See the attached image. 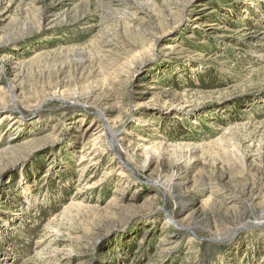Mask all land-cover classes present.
Instances as JSON below:
<instances>
[{
	"label": "rangeland",
	"instance_id": "374dc122",
	"mask_svg": "<svg viewBox=\"0 0 264 264\" xmlns=\"http://www.w3.org/2000/svg\"><path fill=\"white\" fill-rule=\"evenodd\" d=\"M21 32L0 44V264H264V0H0ZM92 83L104 119L68 95ZM109 119L159 147L147 168L87 140Z\"/></svg>",
	"mask_w": 264,
	"mask_h": 264
},
{
	"label": "bare ground",
	"instance_id": "6f19581e",
	"mask_svg": "<svg viewBox=\"0 0 264 264\" xmlns=\"http://www.w3.org/2000/svg\"><path fill=\"white\" fill-rule=\"evenodd\" d=\"M121 12V11H120ZM41 13V12H40ZM127 15V14H126ZM40 19V18H39ZM54 21V20H53ZM61 23H63L64 20H60ZM59 21V22H60ZM40 22H41V19H40ZM40 22L38 23L40 25ZM52 22V21H51ZM53 23V22H52ZM144 23V22H143ZM138 24V23H137ZM141 24V23H140ZM149 24V23H148ZM146 25V24H145ZM149 26L150 25H147L146 27L145 26H137V28H135V35L138 36V37H145L147 34H149ZM153 26V24H152ZM151 27V26H150ZM26 33V32H25ZM25 33L24 32H21L18 36L14 35H7V34H4L2 36H0V44L2 43H6V42H12L14 41L16 38L18 37H23L25 36ZM151 36H153L152 34H150ZM153 38V37H152ZM136 39V37H135ZM143 40V39H142ZM124 43V42H123ZM127 43V41H126ZM133 45V44H132ZM127 46V45H126ZM129 46V45H128ZM137 47V46H136ZM123 48V53L125 55V57H129L131 56L130 55V51L127 50L125 47H122ZM115 50V49H114ZM113 52V51H112ZM111 54V52H110ZM110 56V55H109ZM9 56L7 55H3L0 57V63L2 62H5L6 58H8ZM106 58V56H105ZM103 59V58H102ZM109 59V57L107 58ZM130 59V58H129ZM127 61V60H126ZM129 64V63H128ZM111 66H113V64H111ZM5 68V67H4ZM4 68H0V76H5L7 75V70L4 69ZM129 68V67H128ZM113 69V68H112ZM132 72V71H131ZM90 74V73H89ZM97 77H100L101 78V86H103L104 84L106 85V77H105V73L104 71H100V74H98ZM88 79V78H87ZM94 84L92 83L91 85L89 86H83L82 88L80 87L79 89L77 88L76 90H73L70 94V95L73 99H76L77 100H84V104H87V105H90V106H93L94 109L96 110L95 114L98 116V118H101V119H104V110L101 109L100 106V99H105V98H110L112 97L113 101H115L116 99H114V96L111 95L110 93H108V95H101L100 98L98 99L96 96H94V91L97 90L95 89L96 87V84L93 86ZM93 86V87H92ZM107 86V85H106ZM6 87V86H5ZM4 87V88H5ZM59 87V86H58ZM21 88V86H20ZM60 88V87H59ZM63 88V87H62ZM97 88V87H96ZM18 89V88H16ZM54 90H57V86L52 88ZM64 89V88H63ZM111 89V88H109ZM50 88L47 89V91L50 92ZM79 90V92H78ZM6 91V90H5ZM68 91V90H66ZM70 91V90H69ZM10 96V102H8V104H14L16 103V100H17V97L15 95V88L12 87V86H8V90L6 91ZM48 92V93H49ZM56 92V91H55ZM55 92H51V93H46L45 91L42 92L44 98L41 99L38 104L34 107L35 109H38L39 107H41V105L49 100V99H59L60 102H63L62 101V98L64 96V92H61L60 94H58V97H56L57 93ZM58 92V91H57ZM112 92V89L111 91ZM38 93V92H37ZM35 92V94H37ZM113 94V93H112ZM118 94V93H117ZM53 95V96H51ZM7 96V95H6ZM48 96V98H47ZM51 96V97H49ZM32 97V96H31ZM56 97V98H55ZM56 99V100H57ZM75 101L76 103H78L79 101ZM117 104V103H115ZM6 105V104H5ZM5 105H1L0 107L1 108H5ZM118 105V104H117ZM8 106V105H6ZM34 110V109H33ZM106 114V113H105ZM3 116H6L5 114H2L1 117ZM106 118V117H105ZM110 120V119H109ZM106 123V125L99 131L97 132L98 133H101V135H97V137H94L96 134H90L88 135V139L89 141H91V144L93 147H95L97 144L98 141H100L102 138L101 137H104V140H103V147L107 148L111 154V158H113L114 156H117L119 157L120 153H119V149L123 151L124 155H126L128 157V160H133L135 157L137 156H143L144 157V162H143V168H147V166L150 164L151 162V159L153 158L152 155H154V153H156L158 150H159V147L157 146H149V145H142V144H139V143H136V144H133V146L131 147H125V146H122L121 142L119 141L118 137L116 136V133L114 131V127H115V124L114 122L111 120ZM102 124H105L102 122ZM136 140L137 139H140L142 141H144L142 138L138 137V136H135ZM162 146V144H161ZM175 148H181V147H175ZM196 148V147H195ZM197 149V148H196ZM17 148L15 147V143L14 141L11 139L9 140L8 142H6V145L4 147V149H1L0 150V154L3 155V156H8V155H11L15 152H17ZM194 150V149H193ZM193 150H190L189 152H193ZM99 152V151H98ZM101 152V151H100ZM103 152V151H102ZM107 153V152H106ZM139 154V155H138ZM96 155V154H95ZM84 156V155H83ZM86 157V156H85ZM84 158V157H83ZM91 160V159H90ZM127 162L124 163V166L127 167ZM89 165V164H88ZM88 167V166H86ZM122 167V166H121ZM123 170V169H121ZM121 172V171H120ZM123 172V171H122ZM121 172V173H122ZM204 178V177H203ZM169 184H170V190L171 191H174L176 188H179V189H186V192L188 193V196L190 198H194L197 196V194H200V190L199 189H194V188H189L187 187V178H180L177 174L176 175H173L170 177L169 179ZM200 181H201V187L200 189H204V190H208L209 191V197L206 199L205 203L206 205L209 207V209L211 208L212 210H222L224 213H227V211L229 209H227V207H223V206H227V205H223L226 201L225 197H222V198H218V199H215L213 197H211V195L215 194L218 192V188L217 186H213V184L211 183L210 180L208 179H201L200 178ZM154 182V181H153ZM156 185V183L154 184ZM168 189V190H169ZM202 191V190H201ZM218 197V196H217ZM83 205V204H82ZM223 205V206H222ZM234 205V204H233ZM81 206V203L79 202H76V201H72L70 204H69V208L70 209H73V208H77ZM88 207V206H87ZM183 207H187L188 209L190 208V203H183ZM89 208V207H88ZM79 209V208H78ZM192 209V208H191ZM212 212V211H211ZM170 222L173 223V219L170 220ZM181 227V226H180ZM183 228V227H181ZM245 229V228H244ZM218 238H223L225 236H227V230L223 231L222 233L216 235Z\"/></svg>",
	"mask_w": 264,
	"mask_h": 264
}]
</instances>
